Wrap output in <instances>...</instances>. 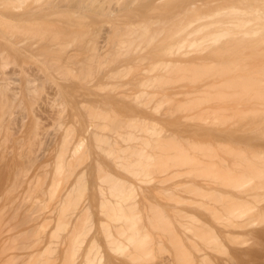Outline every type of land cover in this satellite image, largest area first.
Returning <instances> with one entry per match:
<instances>
[{
	"label": "bare ground",
	"instance_id": "6f19581e",
	"mask_svg": "<svg viewBox=\"0 0 264 264\" xmlns=\"http://www.w3.org/2000/svg\"><path fill=\"white\" fill-rule=\"evenodd\" d=\"M34 1L40 2L43 0ZM164 1L159 17L144 16L139 18L141 20L138 21L131 17L130 22H128L130 28L127 27L124 33L118 37L116 36L117 40L113 46L109 47L108 44L107 49L108 47L114 48L112 51L109 49L110 54L107 52L106 55L104 52L106 57L109 56V60L104 63L102 60L101 64H96V69L90 66V64L94 66L96 60L94 63H90L89 54L88 57L85 56L86 59L83 57L84 59L76 63L70 61L72 57L71 59L66 58L67 61L65 59L64 61L63 59L56 61L57 63L63 61V65L70 64L67 65L68 68H71L72 63L77 68L86 67V72L83 68V70L80 69L85 73L82 75L83 72H80L82 77H77L82 82L79 83L78 88L83 93L81 92V95L78 93V95L75 91L78 96H83V98H76L77 95L75 97L74 93L65 95L66 93L70 94V91L74 88L69 85L72 89H65L68 83L59 81L60 84H66L62 86L58 82L54 94H60L61 97H57L60 102L63 100L64 104L67 102L66 107L63 106L65 109L69 104V109H66V112H69L68 115H64L63 119L58 116L57 112L58 123L57 121L53 123L57 127L53 125L51 127L53 126L54 129L49 128L47 125L48 128L44 127L43 123L45 124L46 120L45 122L41 119L38 120V116L34 112L36 108L40 110L41 106L44 109L47 104L43 106V102L40 101L42 105L38 103L35 107L31 106L29 110L33 116L30 126V143L32 142V145L33 143L36 144L37 148L34 150V155L28 159L31 160V162L28 161L30 165L28 162L26 163V159V164L23 162L24 166H20V168L22 167L21 172L24 171L23 173L31 171V164H37V161L44 159L49 154L47 167L42 171L43 177H40V174H32V171L28 172L29 174L25 173L27 177H22L19 180L20 171L17 172L16 176L11 175L9 161L7 165H3L5 161L3 164L0 163V187H6V190L0 189V203L1 201L8 202L12 200L15 196L12 191L15 190L10 189L13 187H21V190L22 187H38L36 189L38 191L40 190L39 187H42L41 190L44 191L45 189L47 195L42 194V191V199L46 196L45 200L49 199L50 203L53 200L51 204L48 201V203L46 202L50 206L52 205L49 206L50 209L52 208L49 210V214L46 213L45 217L40 216L41 219L45 218L43 223L46 221V217L48 223H55L52 225L53 227H50L51 230L49 229L50 234L48 233L49 235L45 239L40 238L42 234L34 238L35 241L32 239L33 242H36L37 238L39 239L40 243L37 241V248L41 250H35V243L31 244L36 252L33 251V246L28 248L33 251L31 253H42V256L35 260L38 261L36 264H41L40 261L47 263L50 256L57 254L59 243L61 246L64 245L65 251H68V258L73 260L81 250L84 244L83 241L87 238L86 233L90 231L93 222L96 223V221H93L96 214L99 215L100 227L96 225L98 223H94V225L103 231V235H105L109 244L107 246L115 251H122L128 245L123 238L126 241H132L130 229L133 228L136 221L145 216L140 214L142 212L137 205L139 202L137 190H141L140 193L145 194L144 189L148 190V187H188L189 191H176L173 195L175 197L173 201L170 199L171 201L168 200L169 202H167L163 196L159 197L160 203L167 204H163L162 208L157 211L160 215V217L156 216L159 219L158 224L170 223L166 219L169 214L163 208L164 206H175L181 204L182 201L192 202L195 206L190 210L188 209L190 211L189 215L184 216V218L181 216L182 220L177 219L178 221H175L184 226V229L188 231L187 234L190 233L197 237V242L200 241L199 244L203 242L201 245L203 251L216 253L219 250L224 254L226 251L219 239L220 236L216 233L217 231H212V234L209 231L210 234L207 235L206 232L203 233L201 226L199 227L200 216L203 214L201 206L203 200H206L203 187H237L240 189L251 184L255 179H264V162L259 163V160L254 156H238L231 151H227L224 146L225 143L219 139V135L223 131H228L235 122L244 126V122L246 123L249 119L250 123L252 121L251 125L264 121V0H226L225 4L220 0H200V2H192L191 0ZM86 3L84 2V5ZM169 7L174 8V10L168 9ZM163 12H168L169 15H163ZM26 14H30V11ZM19 20L20 17L18 16L0 12V39H3L0 43V57L4 56L6 50L14 53L16 49H14V46L17 47L21 43L23 36L16 33L17 29H13V26L17 25ZM124 27V25H121V29ZM159 37L160 40L158 41ZM16 38H20V40L14 41ZM21 45H24L23 42ZM101 45L103 46V44ZM96 46L94 47L96 48ZM104 49L105 47H103ZM98 51L100 50L97 49L96 53ZM105 51L107 50L105 49ZM101 55H103V52ZM50 63H47L49 69L53 73L57 70L59 78H72L73 80L76 78L74 73L68 72L69 69L66 70L67 72L62 73L63 65L60 67L61 64H58V69H56L54 68L56 66L51 63L53 67ZM49 64L54 70L50 68ZM74 64L72 67H74ZM88 65L90 68H88ZM59 67L63 75L59 73ZM89 69L92 71L89 72ZM13 70L6 71L2 66L0 69V132L5 133L0 135V141L4 135L7 138L11 137L10 125L16 119L14 116L17 114L15 113L13 116L11 112L8 113V117L3 118L2 113L4 110L2 109L5 103L19 98L21 105L25 98L26 101L28 99L27 103L36 98L34 96V99H32L31 95H29L30 97L27 96L30 93V88L34 91V88L31 87L33 77L27 76L31 75L34 70H31L30 74H27L26 70H21L25 77L20 84H15L14 78L17 76H13L15 69ZM19 72L17 71V73ZM33 76L36 78V74H33ZM55 82L57 83V81ZM79 89L78 91H80ZM38 91L33 93L36 94ZM39 97H41L40 93ZM54 98L57 99L56 96ZM49 100L52 101L53 99ZM80 100L83 103H80ZM246 101L252 103L245 104ZM84 103L88 105H84ZM82 104L87 108L83 107ZM253 104L256 109L251 107ZM24 105H26V102ZM28 106L30 107V105ZM48 106L50 107V105ZM59 107L62 108L61 104ZM61 108L56 111L64 109ZM231 109L240 112L236 113L237 115L224 114V111ZM246 109H251L250 111L253 112H245ZM38 110L36 111L38 112ZM25 112L27 115L26 110ZM53 115H56V112ZM49 117L52 118V116ZM24 118V116L18 118L20 121L16 119L19 125L24 123ZM19 125L18 127H20ZM204 126L208 129L210 135L212 132L216 135L204 136ZM254 136L247 134L240 138L245 141L244 138L252 140ZM240 138H236L238 140L233 138V140L239 143ZM4 141L5 139L1 142ZM2 149H4L3 144L0 143V159L4 156L1 154ZM231 157L237 158L234 159L237 164L233 162ZM250 160L252 162L256 161V163H250ZM240 164H247L249 167L244 169L239 166ZM25 165H29V167ZM41 165L38 169H41ZM58 187L62 188L59 189ZM189 187L191 188L189 189ZM260 188L264 189V187ZM21 190L15 191V194L16 192L21 193ZM56 190L59 191L58 194ZM88 190L93 192L87 198L85 195ZM147 195V203L149 197L154 195L155 198L152 200H155L154 204L158 205V194L152 195L151 191ZM23 197L21 198L23 199ZM259 199L258 193H255L250 200L238 202L230 210L223 213L233 222H239L241 227L252 224L255 220L253 211L259 208ZM32 200L33 198L30 201ZM45 200H42V202H45ZM85 201L87 205L82 207ZM8 203L9 210L5 208V203L4 207L1 204L0 208H4V211L7 210L6 212L10 214L9 217H14V215H11L13 211L15 214V210L12 208H16L12 207V203ZM19 203H17V206H19ZM24 205L21 210L30 209L28 208L30 207L29 202L24 203ZM95 207L98 210L96 214L93 210ZM46 211H48V208ZM22 212L21 215H23ZM24 213H27V211ZM7 214L6 216H8ZM149 215L154 217L152 213H149ZM262 215L264 216V214ZM30 216L32 215L30 214ZM81 216L83 219L85 218L84 223L82 222L83 226L78 227L76 225L77 228L76 226L73 228L69 225L74 220L79 223L80 219H83L77 217ZM40 217L35 218L40 221ZM27 218L28 221H31L29 220L31 217ZM177 218H179V215ZM12 219L14 220L11 217ZM22 220L25 221V219ZM192 223H195L193 227L191 226ZM46 224L47 221L41 226ZM71 228H73L74 234L68 241V235L65 234L67 232L71 233L69 232L72 230ZM193 229H195V234L194 231H191ZM47 230L46 228V233ZM7 233H10L8 229ZM18 233L21 240L18 241L20 237H12L10 242L13 244L9 243L11 233L8 235L6 248L8 244L11 248L8 246L10 249L7 248L3 262H7V258H11L8 264L9 262L16 264V261L13 262V260L19 258L21 260L16 259L19 260L18 264H20L19 262L29 264L30 258L27 256V246L30 245L29 240L27 241L24 237L26 239L24 243V234L22 236L20 232ZM187 234L186 237L190 235ZM13 235L11 234V236ZM138 236L139 243L146 238L143 234ZM13 238L17 241L13 242ZM40 239H42V242ZM32 240L30 238L31 242ZM98 244L95 243L90 247L91 250H88L85 260L80 261L79 264H100L101 245ZM186 245L189 249L190 245ZM18 246L23 247L19 248ZM14 247H18L19 250L23 248L22 252L21 250H17L19 253L16 252L17 248ZM17 254H19L18 257ZM20 254L22 257L23 255L27 256V258L24 257V263L22 261L24 259L19 257ZM202 254L203 256L207 255L206 253Z\"/></svg>",
	"mask_w": 264,
	"mask_h": 264
},
{
	"label": "rangeland",
	"instance_id": "374dc122",
	"mask_svg": "<svg viewBox=\"0 0 264 264\" xmlns=\"http://www.w3.org/2000/svg\"><path fill=\"white\" fill-rule=\"evenodd\" d=\"M53 1L54 0H43L40 2L34 1V0H0V12L20 17L18 24L13 26V29L14 30L17 29L16 33L20 36H23L21 38L22 39L21 43L18 44L17 47L14 46V49L16 48L14 53L10 52V50H6L7 52H5L4 56L0 57V69H1V66L6 71L7 70L12 71L13 69H15V74H13V76H15V77L17 76L16 78H14L16 81L15 84H17V83L20 84L21 81H24L23 79H24L25 75L23 74V72L21 70H26L27 74H30L34 70L33 71L34 73L32 72L31 75H27V76H30V78L33 77L32 82H31V87L34 88V91H32V89L30 88V93H28L27 96L31 95V97H33L32 99H34V96H35L36 100L34 99L35 101L32 100V102L27 103L28 99L26 101V98H25L24 102L21 103V105L19 103V98L11 100V101L9 100L5 103V105L3 106V109H2V110H4L2 113L3 118L6 116L8 117V115H9L8 113H11V112H12L13 116L15 113H17V114H15L16 116H14V117H16V119L18 121H20V119H18V118H21V116L25 117L24 123L21 124V122H20L21 125H19V122H17V120L14 119L13 116H11L14 119L13 120L14 122L11 120V122H13V123H11V125H10L11 126L10 136L11 137L7 138L4 135L5 138L4 137L3 138L5 139V141L1 142L2 140H4L3 138H1V141H0V143L3 144V148H4L1 151V154H3L4 156H3V158L0 159L1 160L0 163L3 164L5 161L6 164L4 163L3 165H7L8 161H9L8 164H11V166H9V170H10L11 175L16 176V174H18L20 171L19 177H18L19 180L22 177H27V175H25V173L29 174L28 172H32V171H33L32 174H35V175L40 174L39 176L43 177L42 171L45 170V168L47 167L48 158H49V156H48L49 154H48L47 155L48 157L45 156L44 159L37 161V164L36 163L33 165L31 164V166H30L31 167L30 169H32L31 171H28V172L26 171L25 173H23L24 171L21 172L22 167L20 168V166H24L26 159H27L26 163L28 161L31 162V160H28V159L30 157H32V155H34V150L37 148L36 144L33 143V145H32V142L30 143V136H31L30 135V126H31V123L33 121L32 120L33 116L31 115V111H29L31 106L35 107L38 105V103H40V105L43 104V106L47 104L46 106H44V109L41 106L42 108L40 107V110H38V108H36V110H38V112L36 110H34V112L37 114L38 120L41 119L43 122H45V120H46L47 123L45 122V124L43 122H41V123H43L44 127L49 126V128L54 129V127H57L56 124H53V123H56V121H57V112H58V116H61V119H63V117L68 115V112H69V111L66 112L67 111L66 109H69V104H68V107L65 109L63 106L66 107L67 102H65L66 104H64V100L62 101V99H61V101L63 103L60 102V100L57 98V97H59V98L61 97L60 94L59 95L54 94L55 93L54 90L56 89L58 82L61 81V82L68 83V85L65 87V89L70 90L72 88H74V89L76 88V90H74V89L71 90L74 92L70 91V94L66 93L65 95H72V93H74L75 97H76V95L78 93L80 94L82 92L78 88L79 83H82V82L79 81L77 77H82V76H80V74H81L80 72H83L82 75H84V73L86 72V69H85L86 67L82 66L81 68L80 67L77 68V67H75L76 65L74 63H72L71 68H68V66L70 64H67L68 66L62 64L64 59H65V61H67L68 59H66V58L69 57L71 59V57H72V59L70 61H75V63H76L77 61H81V59H84V58L86 59V57H88V54H89L88 59H90L89 60V61H91L90 63H94L95 60L97 62V63L96 62L94 63V66H93V64L92 65L90 64V66L92 68L94 67V69H96V66H95L96 64L97 65L101 64L102 60H103V63L106 60L107 61L109 60L108 59L109 56L106 57L107 52H108V54H110V52L114 49V48H109V47L114 45L115 41L117 40V37L120 34L124 33L126 31L127 27L130 28V26L128 25V22H130L129 19L131 17L137 21L141 20L139 18L144 17V16L145 17L149 16V17H153V18L159 17L158 15H159L160 9H162V7L164 6V2H165L164 0H67V1L66 0H64V1L63 0H60V1L55 0L58 3L55 1L53 2ZM86 1H87V3H86ZM188 1H190V0H188ZM191 1L192 2H200V0L199 1L198 0H191ZM220 1H222L224 4H225V2H227L226 0H220ZM84 2L86 3V5H84ZM52 3H53V5H52ZM62 4H63V6H62ZM59 5H61V6H59ZM168 9L174 10V8H171V7H169ZM28 11H30V14H26V12H28ZM167 13L163 12V15H165ZM167 15H169V14H167ZM3 17L6 18L4 15H3ZM121 25H124L126 28L124 27L125 29L124 28L121 29ZM116 33H119V34L116 35ZM161 36H163V35H161ZM160 37H159V39H157L158 41L160 40ZM27 38H29V39H27ZM18 40H20V38H16L14 41H18ZM2 41H3V39H0V43H2ZM22 42L24 44L23 45L24 47L21 45ZM97 43L99 46L97 45ZM101 44H103V46ZM108 44H109V47L107 49ZM6 46H8V45H6ZM94 46H96V48L100 50V51H98V53H100V54L96 53L97 49ZM103 47H105V49L107 51H105V49L103 50ZM18 48H19V51H18ZM20 49L22 50L21 52H20ZM92 49H93V51H92ZM102 52H103V55H101ZM104 52L106 53V55ZM104 55L106 58L104 57ZM103 57L105 58V60ZM62 59H63V61H62V63H60V61ZM58 60H60L59 63H57ZM45 61L47 63L51 62L52 64H54V66H56V67H54L50 63L56 69H58L57 68L58 64H61L60 67H62V65H63L62 68L65 71L63 69L61 71V69L59 67L60 70H58V71L60 74H61V72L62 73L67 72L66 70L69 69L68 72H70L72 74L74 73V76L76 77V78H74L75 82L72 78H70V79L59 78V75L57 74L58 73L57 70L55 69L56 72L54 71V73L57 74L58 76L55 75L53 73V71L49 69V66L47 65V63ZM98 61H99V63H98ZM73 64H74V67H72ZM51 65H50V68L54 70V68L51 67ZM251 65H253V63H251ZM90 66L88 65V68H90ZM23 68H26V69H23ZM72 68L74 69V71ZM75 68H77V69H75ZM82 68L85 70V72L80 71V69H82ZM27 69L30 71H28ZM94 69H92V70H94ZM92 70H90L89 72H91ZM17 71L18 72L21 71V72L17 73ZM33 74H36V78H35V76H33ZM61 75H63V74H61ZM38 77H40V78H38ZM55 81H57V83ZM59 84H60V82H59ZM73 84H74V87H73ZM60 85L65 86L66 84L63 83ZM69 85L72 88H70ZM77 88L80 91H78ZM35 91H38V92L35 94V93H33ZM75 91L77 94L75 93ZM31 92H32V94H31ZM46 92H47V94H46ZM39 93H40V96L42 98L39 97ZM41 94H45V95H41ZM65 95H64V97H65ZM78 95L76 98H79V97L83 98V96L81 97ZM54 96H56V98L58 99L57 102H56L57 99H55ZM45 97H47V98H45ZM62 98H63V96H62ZM49 99H53V100L50 101ZM43 100H45L46 103ZM33 101H34V103H33ZM40 101H42L43 103ZM49 101L51 102V104ZM25 102H26V105H24ZM81 102L82 101L80 100V103ZM247 103L250 104L252 102L246 101L245 104H247ZM60 104H61L62 108H64V109L61 111H56L59 108H61V107H59ZM28 105H30V107ZM48 105H50V107ZM84 105H88V104L84 103ZM84 105H83V107H86ZM26 106H27V108H26ZM56 106L59 108L57 109ZM251 107L256 109V106H254V104ZM47 108L49 111L47 110ZM49 108H51L52 110H50ZM25 110L27 111V115H26ZM250 110L251 109H249V110L246 109L245 112H249V113L253 112ZM43 112H44V114H43ZM51 112H53V113H51ZM55 112H56V115H53ZM62 112H64V113H62ZM238 112H240V111L239 110L237 111L235 109L234 110L231 109V110L224 111V114L226 113V114L237 115L236 113H238ZM20 114H21V116H20ZM62 114H63V116H62ZM41 115H42V118H41ZM45 116L46 117L52 116V118L49 117L50 118V120H49V118L48 117L46 118ZM15 120L20 127H18ZM249 120H247L248 123H247V121H246V123L244 122V126L239 124L238 122H235L230 127V129H228V131H226V132L223 131V133L221 135H219L220 136L219 139L222 140L223 143H225L224 146H225L227 151H231L232 153H234L238 156L239 155L254 156L256 159L259 160V161L257 160L259 163H262V162H264V155H263V153H264V133H263L264 132V121H260L259 123H255V124L251 125L252 121L250 123ZM57 123H58V121H57ZM0 125H1V122H0ZM51 125H53L54 127L53 126L51 127ZM50 131H53V130H50ZM0 133H1L0 135L5 134V133L2 134V132H0ZM247 134H252L255 136L252 140H248V138H244L245 141H242V139L240 137L247 135ZM203 135L206 137H210V136L216 135V134L212 132V134L210 135L208 129L206 128V126H204ZM233 138L234 139L240 138L241 141L239 139L240 142L238 143V141L236 142V140H238V139L233 140ZM231 140H233L234 143L235 142L236 143L234 144L233 141L230 142ZM226 141H228V142H226ZM23 157H25V158H23ZM231 158H233V162L235 164H237L234 161V159H237V158L236 157H231ZM6 159H8V160H6ZM250 161H251L250 163H256V161L255 162H252V160H250ZM19 162H20V164H19ZM21 163H22V165H21ZM28 164H29V162H28ZM29 165L28 166L25 165V166L29 167ZM40 165L43 168L41 167V169H38V168H40ZM239 166H241L244 169H247L249 167L247 164H240ZM255 167H257V165H255ZM260 187H264V179L263 178L255 179V180H253V182L251 184H248L246 187H243L240 189L237 187H203L204 188L203 191L206 194V197H205L206 200H203V205L201 206V208L203 209V214L200 216L201 222L199 224V227L201 226L200 228L203 230V233L205 234V232H206L207 235H209L210 232L212 234L213 233L212 231H214V232L217 231L216 233L220 236L219 239L223 243V247L226 251L224 254L219 250H217V252H216L218 254L207 251V250L203 251V248L201 247L203 242L201 241L202 244H199L200 241L198 239L199 242H197V237L191 235L190 233H189L190 235L187 234L188 231H186L184 229V226L181 223L176 222L178 220L179 221L182 220L181 216H183V218H184V216L189 215L190 211H188V209L190 210V209H192V207L195 206V205H193L194 203H192V202L182 201L181 204H177L175 206H169V205L164 206L163 208L169 214V216H167L166 219H168V222H170V223L163 224V225L158 224L159 219L156 216L160 217V215H158L157 211L160 208H162L163 204H167V203H162V202L160 203L161 200L159 197L163 196L165 198V201H167V202H169L171 200L173 201V200H175L174 199L175 197H173V195H175L174 193H176V191H179V192L184 191L185 192L186 190H188V187H176V188H174V187H148L149 188V189L147 188L148 190L144 189L145 194H141L140 193L141 190H137L138 191L137 197L139 200L137 205H138V208L142 212L140 214L142 216L143 215H145V216H143V217L141 216L142 218L140 220L136 221V223L133 225V228L130 229L129 232L132 235V241H129V240L126 241V239L123 238L124 242H126L128 245L122 251L118 252V251L111 249L109 246H107L109 244H108L107 239L105 238V235H103V231L99 228L100 227L99 215L96 214V212H98V210L95 207L93 210L95 211L94 214H96V216H94L93 221H96V223H98V224L93 222V225H92L90 231L86 233L87 238L86 239L84 238L86 240V242H85V240L83 241L84 244L82 245V248L79 251V253L77 254V256L73 260H70L68 258V256H69L68 251H65L64 245L61 246L59 243L58 244V251L59 252L57 254H54L53 256H50L47 263H42V261H40V262H41V264H79L80 261L85 260V257L88 254L87 253L88 250L89 249L91 250L90 247L95 243H97V244L99 243L98 245H101L100 246V249H101V251H100V256H101L100 264H205V262H206V264H264V216L262 215V214H264V189H261ZM5 188L6 187H0L1 190H4ZM37 188L38 187H22V190H21V187H13L11 189L9 188L10 190H15V191L21 190V193L16 192L17 195L15 194V191H12V194L14 192V195H15L11 200L13 202L8 201V202L12 203L11 204V205H13L12 207H15L17 209L16 210V209L11 207L13 210H15V214H16V215L14 214V211H13V214L11 213V215H14V217L11 216L12 218H14V220L13 219L11 220V217H9L10 214L8 212H6L7 210L4 211V208H2V207H4V203H5V208L6 209L8 208V210H9L10 204L7 201L6 202L1 201V203H0V205L3 204L2 207L0 208V256L4 253L2 258H1L2 261L0 259V264H5V263L8 264V261H11L10 260L11 258H7L8 259L7 262L6 261L3 262L4 255H5V252L7 251L8 246L11 248V246L9 244L6 248V245H7L6 240L8 239V237H9L8 235L10 233L12 235L13 234L14 235L11 236V234H10L9 243H11L10 240H12L11 239L12 237H14V238L20 237L18 232H20V235H22V236L24 234L23 238L26 237L27 241L29 240L28 243L30 245L27 246V251H28L27 256L30 258L29 261L31 262V263L29 262V264H36L38 261H35V260L37 258L39 259L40 256H42L41 255L42 253L41 254L38 252H37L38 254L31 253L32 250H30L28 248L30 246H33L31 243H35L36 244L35 250H37L38 249L37 248V241L39 242V239L37 238L38 240L36 239V242H33V240L35 241L34 238H36L37 236L39 237L42 234V237H40V238L45 239L47 237V235L50 234V230H51L50 227H53L52 225H54L55 223L54 224H52V222L48 223V220L46 217L47 224L45 226H41V224L42 225L45 224L46 221L43 223L45 218L41 219L40 216H42V217L44 215L46 216L47 214H49V210H51L52 208L50 209L49 208L50 205L47 204L49 202L48 201L49 199L46 198L47 200H45V197L47 196L45 189L43 191V189L41 190L42 187H39L40 190L38 191V190H36ZM58 188L61 189L62 187H58ZM190 188L191 187H189V189ZM149 190L152 191V195L155 193L158 194V200H159L158 205L154 204L155 200L154 201L152 200L155 198V197H153L154 195L149 197L148 203L146 202V199L148 200L147 193L151 192ZM42 191H43V193H42ZM89 191L90 190H88L86 195H85V196H87V198L93 192V191L92 192L91 191L89 192ZM41 193L42 194L45 193L46 196H44V199H42L43 197H42ZM58 193H59V191H57V194ZM255 193H258L260 199H259V208H256V210L253 211V215L255 216V220L252 224H247V225L241 227V226H239V222H233L232 220L227 218V216L223 213L224 211L230 210L238 202H241L243 200H250L252 198V195ZM21 194H22V196H21ZM29 194H32V195H29ZM57 194H56V197H57ZM31 196H33L32 201H30L32 199V198H30ZM21 197H23V199H25L24 200L25 202L23 201V199ZM54 197H55V195H54ZM19 198H21V199L19 200ZM16 200H19V201H16ZM42 200H45V202H42ZM87 200H89V199H87ZM151 200H152V202H151ZM15 201L17 203L20 202L18 204L19 206H17V203ZM50 201H51V199H50ZM52 201H51V203H53ZM28 202L30 205V207H28V208H30L29 209L30 211L28 209H25V207H24L25 210H21L22 209L21 207H23L24 203H28ZM155 203H157V202H155ZM46 204H47V206H46ZM159 204H160V206H159ZM25 205L28 206L27 204H25ZM85 205H87L86 201L82 207H84ZM155 205H156V207H155ZM7 206H9V207H7ZM43 208H45L44 209L45 211L48 208V211L45 212L43 210ZM31 210L32 211L34 210V211L32 212ZM25 211H27V213H24ZM42 211H43V215H42ZM21 212L23 213V215H21ZM40 212H41V214H40ZM149 213H152L154 217H151L149 215ZM6 214L8 216H6ZM30 214L33 217L30 216ZM178 215H179L180 219L177 218ZM50 216H52V215H50ZM7 217H8L7 220H9L10 222H8L6 220ZM27 217H31V219L29 218V220H31V221H28ZM35 217H40L41 222L39 220L37 221L38 218H35ZM72 218L74 219V217H72ZM77 218L83 219L82 216L77 217ZM77 218H75V219H77ZM22 219H25V221ZM52 219H54V218H52ZM84 219L83 220L80 219L81 224H80V222L78 223L77 220H76V222L74 220V222L70 221L71 223L69 225L73 228L76 225L78 227H80L84 223ZM19 220H22V221L20 222ZM49 220L52 221L51 219H49ZM12 221H14L15 223ZM94 223L99 226V227L96 226L97 230H96ZM194 224L195 223H192L191 226L193 227ZM77 226H76V228H77ZM43 228H44V230H43ZM46 228L48 230L50 229L49 231L47 230V233H46ZM73 228H71L72 230L69 231L71 233L67 232L65 234L66 236L68 235V237H67V240L69 239L68 241H70V238L74 234ZM7 229L10 232L9 234L7 233ZM39 229H40V231L41 230L42 231L40 232ZM194 230L195 229H193L191 231H194ZM191 231H189V232H191ZM139 234H141V235L143 234L144 236H146V238L143 241H141L140 243L138 242L139 241V236H138ZM186 234L189 236H192L194 239L192 237L190 238L189 236H187L188 237L187 238ZM194 234H195V231H194ZM15 236H17V237H15ZM30 238H31V240L33 239L32 242L30 241ZM26 239L25 238L23 239L24 243L26 242ZM42 239H40L41 242H42ZM20 240H21V237L18 241H20ZM14 241H17V240L14 239L13 242ZM23 242H21V243H23ZM184 242H186V243H184ZM190 242H191V244H190ZM15 243L20 244L19 242H15ZM28 243H26V244H28ZM11 244H13V243H11ZM186 244H188V246L190 245L189 246L190 251L187 248ZM25 245H23V246L26 247ZM23 246H21V247H23ZM18 247L21 248L20 246H18ZM18 247H16L17 249L14 247L16 249V252H18L17 250H19ZM10 248H8V249H10ZM32 248L34 251V246ZM22 249H20L21 252H22ZM24 250H26V249L24 248ZM182 251L184 254L182 253ZM34 252H36V251H34ZM12 253H13V251H12ZM202 253H206L207 255L203 256ZM18 255L19 254H17V257H18ZM90 255H91V253H90ZM25 256L26 255H23V257H22V255L20 254L19 257L24 259ZM27 256H26V258H27ZM14 257H15V254H14ZM14 257H12V258H14ZM16 259H19V258H16ZM16 259H14L13 262L16 261V264H18V261L21 259H19L18 261ZM5 260H6V258H5ZM31 260H33V261H31ZM22 261L24 263L25 259ZM19 263L22 264L21 262H19ZM9 264H11V263L9 262Z\"/></svg>",
	"mask_w": 264,
	"mask_h": 264
}]
</instances>
